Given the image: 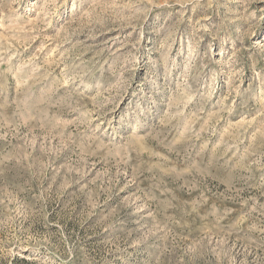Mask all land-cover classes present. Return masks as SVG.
<instances>
[{"label": "rangeland", "instance_id": "1", "mask_svg": "<svg viewBox=\"0 0 264 264\" xmlns=\"http://www.w3.org/2000/svg\"><path fill=\"white\" fill-rule=\"evenodd\" d=\"M0 264H264V0H0Z\"/></svg>", "mask_w": 264, "mask_h": 264}]
</instances>
